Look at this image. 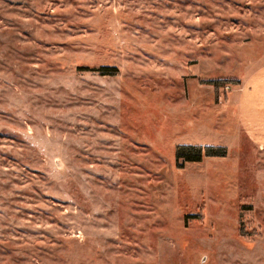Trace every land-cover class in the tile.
Instances as JSON below:
<instances>
[{
	"label": "rangeland",
	"instance_id": "374dc122",
	"mask_svg": "<svg viewBox=\"0 0 264 264\" xmlns=\"http://www.w3.org/2000/svg\"><path fill=\"white\" fill-rule=\"evenodd\" d=\"M0 264H264V0H0Z\"/></svg>",
	"mask_w": 264,
	"mask_h": 264
},
{
	"label": "trees",
	"instance_id": "16d2710c",
	"mask_svg": "<svg viewBox=\"0 0 264 264\" xmlns=\"http://www.w3.org/2000/svg\"><path fill=\"white\" fill-rule=\"evenodd\" d=\"M94 72L101 76L115 77L118 75V69L116 67H105L102 66L98 69H94ZM205 155L207 157H222L223 151L215 150L213 148H207L205 150ZM202 150L199 148H178L176 152V158H185L186 161H199L201 159Z\"/></svg>",
	"mask_w": 264,
	"mask_h": 264
}]
</instances>
